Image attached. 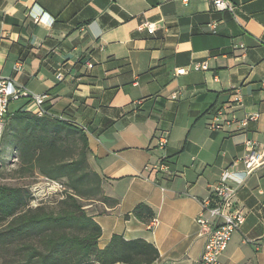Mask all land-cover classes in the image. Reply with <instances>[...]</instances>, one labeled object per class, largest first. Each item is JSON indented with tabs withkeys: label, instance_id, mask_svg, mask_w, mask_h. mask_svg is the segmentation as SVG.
<instances>
[{
	"label": "crops",
	"instance_id": "0c3cea01",
	"mask_svg": "<svg viewBox=\"0 0 264 264\" xmlns=\"http://www.w3.org/2000/svg\"><path fill=\"white\" fill-rule=\"evenodd\" d=\"M228 1L234 14L214 0H0V77L47 95L49 114L88 138L107 198L91 214L100 249L119 235L154 245L153 264H199L207 236L196 219L211 186L226 170L243 177L249 143L264 155V0ZM146 21L153 34L140 30ZM196 61L208 70H193ZM237 93V119H257L211 130ZM21 108L33 112L35 103L21 98L9 113ZM160 134L169 137L164 151ZM162 156L178 173L172 180L148 169ZM231 185L247 215L221 261L264 264V163ZM142 203L155 226L132 215Z\"/></svg>",
	"mask_w": 264,
	"mask_h": 264
},
{
	"label": "trees",
	"instance_id": "16d2710c",
	"mask_svg": "<svg viewBox=\"0 0 264 264\" xmlns=\"http://www.w3.org/2000/svg\"><path fill=\"white\" fill-rule=\"evenodd\" d=\"M9 125L16 129L14 147L20 152L21 170L39 171L50 179L67 178L74 193L67 192L60 212H48L43 207L33 208L32 194L24 187L0 185V223L7 222L0 240L27 234L35 226L57 221L76 225L79 234H48L38 244L23 245L25 255L40 259V264H153L160 256L158 249L142 239L126 241L113 236L111 243L100 249L98 240L101 227L83 209L82 199L107 202L103 194L102 178L89 163V144L85 133L72 123L47 115L43 118L21 108L8 114ZM77 132L80 152L77 158L62 160V150L54 138L52 129ZM44 129V133H39ZM115 205L118 203L114 200ZM132 215L150 223L155 213L147 204H139ZM127 215L126 217H130ZM73 250L72 253L66 247ZM69 256V259H68ZM73 258V260H72ZM72 262V263H70Z\"/></svg>",
	"mask_w": 264,
	"mask_h": 264
},
{
	"label": "built area",
	"instance_id": "2783aa9c",
	"mask_svg": "<svg viewBox=\"0 0 264 264\" xmlns=\"http://www.w3.org/2000/svg\"><path fill=\"white\" fill-rule=\"evenodd\" d=\"M213 7L217 11H230L235 13V6L228 0H214ZM40 17H36V21H40ZM213 29L216 28L212 24ZM140 30H147L150 34L156 31V24L152 22H144L139 26ZM93 65L90 64V67ZM191 68L195 71L208 70L209 64L207 61H196ZM187 69L178 70V74H185ZM62 72L57 74V78L63 79ZM264 87V81L262 82ZM176 94H173L175 97ZM21 98H29L35 103V110L33 113L43 118L50 115L48 110L44 107L47 95H37L22 91L20 87L15 84L11 78L0 77V135L5 128V117L9 113L10 106L13 102L19 101ZM143 101H137L136 105H141ZM242 105V96L237 93L234 97V103L218 110L209 124L211 130H222L224 128H232L234 125L246 127L249 122L255 121L257 115H248L242 120L236 117V108ZM157 139L156 148L160 151L166 150L169 143V137L166 134H160ZM245 164V173L243 177L237 178L230 170H226L221 175L217 183L211 186L210 195L204 200L202 204V211L198 215L196 222L200 227V234L206 235L207 240L203 255L199 264H224L221 261V256L228 248L229 242L233 235L240 231L241 227L246 221V210L238 205L236 200V189L231 185V181L237 180L241 183L245 177L254 173L264 163V155L260 154L255 149L254 142L248 144L246 155L241 159ZM148 169L154 171L158 180H172L178 173L171 167L170 160L167 156L160 157L153 162ZM60 188L62 185L53 181ZM157 224V220H153V226ZM100 264V263H95Z\"/></svg>",
	"mask_w": 264,
	"mask_h": 264
},
{
	"label": "rangeland",
	"instance_id": "374dc122",
	"mask_svg": "<svg viewBox=\"0 0 264 264\" xmlns=\"http://www.w3.org/2000/svg\"><path fill=\"white\" fill-rule=\"evenodd\" d=\"M9 114V113H8ZM8 114L5 117V128L0 135V185L24 187L32 194L33 208L43 207L45 211L58 213L64 207L62 201L66 199L67 192L74 193L68 184L67 178L53 180L41 174L39 171L30 172L21 170L20 152L14 147V136L16 129L9 125ZM50 138H54L60 145L63 157L62 160L68 161L77 158L81 149V142L77 132L63 131L56 128L52 129ZM40 130L39 133H44ZM53 181L62 185V188L53 184ZM99 197L94 199H82L83 209L89 216L95 211L100 210L97 204ZM7 222L0 223V235ZM76 225L49 222L44 225L35 226L31 231L22 236L12 238L11 241L0 240V264H40V259L36 256L30 257L22 252L25 244L40 245L41 239L48 234H79ZM66 250L72 253L70 247ZM69 259V256H68ZM73 260V258H72ZM72 263V262H70Z\"/></svg>",
	"mask_w": 264,
	"mask_h": 264
}]
</instances>
